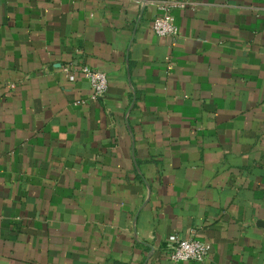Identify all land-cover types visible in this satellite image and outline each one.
<instances>
[{"label":"crops","instance_id":"1","mask_svg":"<svg viewBox=\"0 0 264 264\" xmlns=\"http://www.w3.org/2000/svg\"><path fill=\"white\" fill-rule=\"evenodd\" d=\"M161 1L0 0V264H264V0Z\"/></svg>","mask_w":264,"mask_h":264},{"label":"built area","instance_id":"2","mask_svg":"<svg viewBox=\"0 0 264 264\" xmlns=\"http://www.w3.org/2000/svg\"><path fill=\"white\" fill-rule=\"evenodd\" d=\"M187 3L181 0H162L159 9L162 11L152 22V28L160 37L174 36L179 33V27L175 23L172 10L175 8L183 9ZM75 70L69 65L63 66V72L71 82L76 81L78 74L85 78L91 85L92 98L102 97L108 90L109 78L106 72L100 69L84 65ZM169 257L176 261H204L208 256L209 245L203 241L192 238H181L172 234L166 243Z\"/></svg>","mask_w":264,"mask_h":264}]
</instances>
